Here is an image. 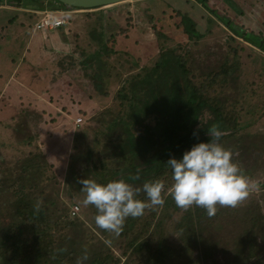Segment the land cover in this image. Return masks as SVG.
Here are the masks:
<instances>
[{"label":"rangeland","instance_id":"374dc122","mask_svg":"<svg viewBox=\"0 0 264 264\" xmlns=\"http://www.w3.org/2000/svg\"><path fill=\"white\" fill-rule=\"evenodd\" d=\"M23 1L0 0V41L14 38L20 26L25 27L26 33L23 35L26 42L19 38L9 50L4 49L0 59L1 209L4 204L29 195L52 213L55 223L72 213L76 223L92 226L91 205L83 204L85 194L77 183L94 178L88 168L93 170L96 158L108 162L110 168L116 163L108 154L121 143L123 128L118 124L111 133L110 120L116 116L119 102L129 98L126 87L138 84L146 72H152L153 66L163 63L165 70L170 71L167 85L174 84L176 69L183 65L186 79L209 103L218 99L223 113L239 117L240 124L253 123L245 133L253 137L250 140L257 143L255 146L250 145V140L241 149L232 146L235 140L226 141L225 146L234 150L240 167L249 169V175H254L252 179L260 186L259 191L236 207L242 209L253 204L264 214V109H261L264 51L236 35L227 25L229 22L250 36L264 38V0H127L95 9L70 10L60 5L58 8L65 11L71 22L69 30L64 27L68 31L65 34L38 27L43 12L36 11L50 14L46 10L50 0L40 1L41 9L36 7L37 0L28 1L29 6ZM24 20L26 23H22ZM188 20L202 35L193 36L186 31ZM20 47V55L29 47L23 58L27 75L17 70L21 63L17 54ZM162 72L155 78L156 94L162 93L160 88L165 82ZM213 78L215 84L211 83ZM124 90L126 96L122 98L120 92ZM145 90L151 89L148 86ZM145 96V91L139 95L143 99ZM78 116L82 117L79 123ZM153 118L151 115L147 122L154 123ZM214 119L212 109L205 108L195 127H203ZM74 146L79 148L73 166L75 179L70 178L69 170ZM89 149L97 151L90 160ZM160 182L166 192L172 180L162 178ZM183 209L164 205L146 208L143 223L151 222V226L143 237L160 239V234L155 233L157 223L162 221L166 242L180 252L183 241L177 226L185 213ZM9 212L11 209L4 207L1 225L7 224ZM231 217L232 210L212 219L222 225L209 220L213 226L208 230L212 232L202 234L212 242L223 243L214 255L215 264H228L232 260L236 241L243 235L244 231L237 228L238 223ZM231 225L235 227L234 236L229 232ZM196 230L200 231L199 224ZM79 232L75 229L66 234L85 238ZM255 236L258 253L253 251L252 255L260 254L259 264H264V225ZM113 250L120 259L118 264L129 262L131 256H126L115 244ZM192 253L198 255L201 250L192 248Z\"/></svg>","mask_w":264,"mask_h":264},{"label":"trees","instance_id":"16d2710c","mask_svg":"<svg viewBox=\"0 0 264 264\" xmlns=\"http://www.w3.org/2000/svg\"><path fill=\"white\" fill-rule=\"evenodd\" d=\"M55 2L59 4L58 1ZM60 5L61 8L67 10L73 9L71 6ZM227 25L236 35L264 51V38L250 36L229 22ZM185 29L193 36L202 35V33L196 32L197 30L190 20H188ZM160 70L163 71L162 74L164 73L163 80L165 82L160 88L162 93L158 94L157 92L156 94L154 91L155 78ZM169 72V70H165L163 63L156 64L151 73L146 72L141 82L131 84L130 88L126 87L129 98L119 102L116 114H114L116 116L111 118L109 124L111 133L118 124L123 128L121 143L111 151L110 155L108 154L116 163H113L110 168L108 162L96 158L92 163L93 170L90 171L88 168V171L94 175L92 179L106 183L112 179L122 178L129 183L137 184V188H142L146 181H160L162 178L171 177V170L167 167L166 161L171 157L180 158L195 143L207 140L209 138L207 133L213 128L221 131L220 142L224 145L228 140H235L232 146H240L239 149H241L246 141L253 139L249 133H245L246 128L252 126L253 123L240 124L238 123L239 117L234 118V116L223 113L219 107L220 100L218 99L213 101L214 105L209 103L186 79L187 71L183 65H178L173 85L166 84L170 78H168ZM98 75L96 73L97 78ZM215 80L216 78H213L211 83L215 84ZM148 86L151 90L147 91L145 88ZM99 89H102V86ZM126 91L120 92L122 98L126 96ZM142 91L146 93L144 99L139 97ZM235 101L237 102V100ZM221 104H223L222 101ZM205 108L212 109L215 119L210 120L203 127L196 128L197 121ZM261 109H264V106ZM151 115L154 116V123L147 122ZM256 144L250 140L251 146ZM78 155L79 148L74 146L73 154L69 158V161L71 160L69 163L70 178L75 179L73 166ZM95 155H97L96 150L89 149L87 152L89 160L93 159ZM61 162H64V157ZM243 170L249 177L254 176L249 175V169L243 168ZM121 173L125 175L120 177ZM137 174H139V179L136 178ZM77 184L81 189L82 185ZM140 198L145 199L143 192L140 193ZM36 205V202L26 195L13 203L4 204L3 208H0V217L4 207L11 209L7 224H0V264H77L78 258H81L85 253L88 258L82 264H118L120 259L115 257L114 244L126 256H131L129 262H134L133 264H215L214 255L219 250V246L223 247V243L212 242L210 238L202 234L212 232L208 230L213 226V224L209 225V220L222 225V222L212 219H218L221 214L230 210H232L231 219L238 223V227H236L244 232L242 237L236 241L232 260L228 264H259L261 261L260 254L252 255V252L258 253L255 235L260 233L263 228L264 214L253 204L242 209L217 206V212L212 217L207 215L205 209L195 205L183 209L185 213L177 226L183 241L180 252L176 246L166 242L162 221L157 223L155 233L160 234V239H145L143 232H149L151 222L143 223L145 221L143 215L126 218L120 234L114 235L95 226L96 210L92 205L93 220L90 227H87L85 222L76 223L77 221L72 220V217L75 218L72 213L65 215L63 220L55 223L51 218V212L48 213L47 209L42 206L37 209ZM164 206L181 209L177 207L170 195L165 199ZM193 208L194 210H192ZM221 210L226 212H220ZM78 224L81 225L80 228H78ZM197 224L200 225V231L196 230ZM75 229L80 231L79 236L83 235L85 238H74L70 234H66L67 231ZM96 229L100 231L101 235ZM131 230L134 233H130ZM229 232L234 236L235 227L233 225L229 227ZM77 246L79 248H76ZM192 248L201 250V253L191 254ZM129 262L125 261L124 264Z\"/></svg>","mask_w":264,"mask_h":264},{"label":"clouds","instance_id":"9594fccd","mask_svg":"<svg viewBox=\"0 0 264 264\" xmlns=\"http://www.w3.org/2000/svg\"><path fill=\"white\" fill-rule=\"evenodd\" d=\"M207 135V140L195 143L180 158L166 161L172 180L166 192L159 180L146 181L142 188L133 187L122 178L106 183L88 178L80 180L85 194L83 204L96 210L95 226L119 235L126 218L140 217L148 207H162L165 195H170L177 207L187 209L195 205L212 217L217 205L236 207L251 193L259 191V184L234 159L233 150L220 142L221 131L213 128ZM136 178L139 179V174ZM141 192L145 199L140 198ZM36 208H40L39 203ZM87 258L85 253L77 264Z\"/></svg>","mask_w":264,"mask_h":264},{"label":"crops","instance_id":"0c3cea01","mask_svg":"<svg viewBox=\"0 0 264 264\" xmlns=\"http://www.w3.org/2000/svg\"><path fill=\"white\" fill-rule=\"evenodd\" d=\"M28 1H30V0H24L23 1V3L22 4H26L27 6H29V4H28ZM43 2L44 0H37V5H36V7H37V9H41L43 6H41L42 4H41V2ZM51 2H50V4H48L49 6L47 7V9L46 10H50V15H52L53 17H58V18H64L65 19V22H64V24L63 25H61V26H59V27H56V28H49V29H54L55 31L57 30V32L60 34V33H63V34H65V33H68V31L67 32H65L64 31V27H68V30H69V28H70V24H71V22H70V19H67L66 18V14H65V11H60L61 9H59L58 7H59V4H57V2H55L54 0H50ZM35 3H33L32 5H34ZM31 5V4H30ZM50 8V9H49ZM36 12H38L39 14L41 13V12H43L44 13V10H38V11H36ZM70 12V11H69ZM43 13L42 14H40L41 16H40V18H38V23L47 15V14H44L43 15ZM36 22H37V20H36ZM22 23H26V20H24ZM34 28H36L35 27V25H34ZM28 29V28H27ZM45 29H48V28H45ZM45 29H42V30H40V31H43V30H45ZM19 31L20 32H16V36L14 37V38H12L11 40L10 39H3V40H1L0 41V59H2L1 58V55L3 54H5V50L4 49H6V50H9V47L12 45V44H16V42H17V40L19 39V38H21V41L23 42V43H25L26 41H25V36H23V35H26V33H25V27H21L20 26V28H19ZM27 40V39H26ZM23 43H21V45L23 44ZM29 47H33V44H30V46ZM29 47H27L26 48V50H25V52L24 53H22L21 55H20V53L22 52L21 51V49H22V47H20L18 50H17V54L21 57V60H19L18 62H21L19 65H18V71L20 72V74H23V75H27L28 73H25L24 72V66H25V63H23L24 61H23V58H24V56H25V54L27 53V50H28V48ZM9 67H11L10 65H9ZM12 68V67H11ZM4 73V72H3ZM2 73V74H3ZM19 74V73H18ZM26 82H28V81H26ZM29 83V82H28ZM78 117H81V116H78ZM52 146H55V144L53 145L52 144Z\"/></svg>","mask_w":264,"mask_h":264},{"label":"water","instance_id":"95a60500","mask_svg":"<svg viewBox=\"0 0 264 264\" xmlns=\"http://www.w3.org/2000/svg\"><path fill=\"white\" fill-rule=\"evenodd\" d=\"M77 9H95L118 4L127 0H54Z\"/></svg>","mask_w":264,"mask_h":264},{"label":"built area","instance_id":"2783aa9c","mask_svg":"<svg viewBox=\"0 0 264 264\" xmlns=\"http://www.w3.org/2000/svg\"><path fill=\"white\" fill-rule=\"evenodd\" d=\"M65 22L64 18H58V17H53L50 14H47L39 23L38 27L39 28H56L61 25H63ZM82 120V117L77 118V122Z\"/></svg>","mask_w":264,"mask_h":264}]
</instances>
